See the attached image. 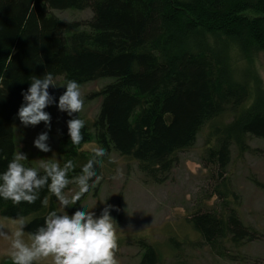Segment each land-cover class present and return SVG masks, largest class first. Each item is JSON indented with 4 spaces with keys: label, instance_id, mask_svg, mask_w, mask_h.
<instances>
[{
    "label": "trees",
    "instance_id": "trees-1",
    "mask_svg": "<svg viewBox=\"0 0 264 264\" xmlns=\"http://www.w3.org/2000/svg\"><path fill=\"white\" fill-rule=\"evenodd\" d=\"M69 9H88L91 17L64 22L53 14ZM258 54L264 55V0H0V170L17 149L20 93L32 75L51 72L79 85L111 79L87 97L100 104L81 129L80 144L59 131L60 164L71 159L74 165L69 178L92 155L81 147L93 143L106 149L100 177L102 163L117 154L135 162L146 181L162 185L204 127L200 164L212 179L222 177L233 148L244 154L248 139L264 140ZM221 180L214 191L219 207L198 209L186 221L199 247L235 260L233 250L264 237L241 221ZM100 181L72 208L95 195ZM254 184L264 191V184ZM57 203L46 188L33 204L0 199V218L30 216L25 230L34 231ZM138 245L136 264H160L152 245Z\"/></svg>",
    "mask_w": 264,
    "mask_h": 264
},
{
    "label": "rangeland",
    "instance_id": "rangeland-1",
    "mask_svg": "<svg viewBox=\"0 0 264 264\" xmlns=\"http://www.w3.org/2000/svg\"><path fill=\"white\" fill-rule=\"evenodd\" d=\"M53 14L64 22L85 21L91 17L88 9H69ZM255 66L264 87V55H256ZM54 80L57 85L65 81L62 77ZM110 81L100 79L80 85L84 106L77 115L85 123L93 120L100 104V99L87 97ZM63 90L62 87L54 89L51 86L48 89L57 98ZM45 111L51 116L48 140L51 151L48 153H42L32 145L35 136L44 131L43 122L28 127L22 126L17 118L14 122L16 151L27 154L32 166L40 158L55 159L60 163L58 136L59 131L67 130L65 122L69 117L59 112L55 103ZM206 135L207 127H204L195 145L178 155L179 162L172 170L169 181L162 185L146 181L135 162L117 154H112L102 163V177L97 192L85 196L78 207L86 210L93 208L99 214L105 200L107 204L115 206L117 210L110 211V215L117 225L118 247L115 255L118 264L138 262L139 241L157 250L160 264H264L263 238L233 250L235 260H227L213 255L206 247H199V237L186 221L198 209L204 211L219 207L221 201L214 191L222 185L221 179H225L221 189L228 193L230 204L236 209L241 221L264 237V191L254 184L255 181L264 184V140L248 139L249 150L244 154L237 153L233 148L226 174L222 177L216 174L215 179H212L210 172L200 164ZM95 147V144L88 143L81 147V151L90 154ZM77 188L76 184H72L65 195L71 196ZM75 209L72 205L62 208L58 202L56 211L70 214ZM26 218L31 219L30 216ZM0 225L10 229L11 220L0 218ZM6 243L0 240V261L10 259L5 251Z\"/></svg>",
    "mask_w": 264,
    "mask_h": 264
},
{
    "label": "clouds",
    "instance_id": "clouds-1",
    "mask_svg": "<svg viewBox=\"0 0 264 264\" xmlns=\"http://www.w3.org/2000/svg\"><path fill=\"white\" fill-rule=\"evenodd\" d=\"M50 86L64 90L57 98L49 93ZM20 95L22 102L15 114L20 124L28 127L43 122L44 125V131L32 141L35 149L42 153L51 151L48 143L51 116L45 109L53 103L59 112L69 117L65 122L68 140L72 145L80 144L85 121L77 114L84 106V98L76 80L66 79L57 85L51 72H43L40 76L32 75L28 88ZM105 155L106 149L96 146L79 174L69 178L74 168L71 159L60 164L55 159L40 158L32 166L26 163L27 155L17 150L0 170V199L13 204H33L39 199L40 191L46 188L62 208L74 205L100 180L97 167ZM70 179L78 188L71 196H66ZM102 205L99 214L93 208L82 207L71 214L51 210L34 231L25 230L30 223L25 216L12 217L10 229L0 225V240L7 242L5 251L11 264H118L115 255L117 225L110 215V211L117 209L106 200Z\"/></svg>",
    "mask_w": 264,
    "mask_h": 264
}]
</instances>
